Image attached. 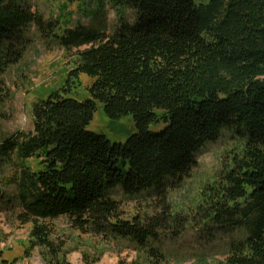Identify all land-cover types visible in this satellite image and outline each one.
I'll return each mask as SVG.
<instances>
[{"label": "trees", "instance_id": "1", "mask_svg": "<svg viewBox=\"0 0 264 264\" xmlns=\"http://www.w3.org/2000/svg\"><path fill=\"white\" fill-rule=\"evenodd\" d=\"M119 2L134 12V23L122 21L110 35L78 26L64 42L69 50L89 46L73 57L68 75L92 79L90 98L50 93L32 107V132L0 146L2 158L14 151L34 161L20 187L28 250L37 249L42 264H71L45 224L65 216L79 232L146 250L145 264H164L149 243L169 221L183 225L168 192L188 177L201 148L229 129L242 143L204 187L195 213L221 236L246 230L225 264H264V0ZM30 26L42 32L45 25L22 0H0V77L22 59ZM5 97L0 79V104ZM96 102L111 121L132 117L136 132L124 144L87 131ZM158 123L165 128L148 130ZM115 188L131 197L156 192L159 212L121 219L109 197Z\"/></svg>", "mask_w": 264, "mask_h": 264}, {"label": "rangeland", "instance_id": "2", "mask_svg": "<svg viewBox=\"0 0 264 264\" xmlns=\"http://www.w3.org/2000/svg\"><path fill=\"white\" fill-rule=\"evenodd\" d=\"M22 3L39 14L45 26L42 32L35 26L26 29L22 59L0 77L6 94L0 104V146L12 137L32 132V107L50 93L57 91L77 101L90 98L88 88L92 79L85 75L78 78L68 75L73 57L89 47L66 48L64 42L71 29L80 26L110 35L122 21L128 24L135 21L134 12L119 0H22ZM48 24L50 27H46ZM165 126L158 123L150 125L148 130L159 132ZM87 131L106 137L111 144H124L136 129L130 115L111 121L96 102ZM241 143L242 138L232 130H222L215 142L206 143L198 152L196 165L188 177L178 188L169 190L168 201L173 213H180L183 225L177 227L169 221L167 229L149 243L164 257V264H225L230 245L247 237L244 228L221 236L210 226H204L195 213L200 193L218 179ZM33 165L34 161H22L14 151H9L7 158L0 157V264H42L39 251L28 250L31 225L20 218L23 174ZM109 197L118 204L121 219L128 221L158 213L162 202L161 197L150 190L131 197L115 188L109 191ZM45 224L52 239L64 244L71 264L93 259H98L96 264L146 263V250L126 240L79 232L65 216L45 221Z\"/></svg>", "mask_w": 264, "mask_h": 264}]
</instances>
